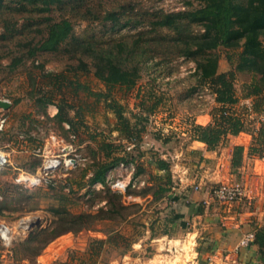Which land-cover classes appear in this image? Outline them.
Returning a JSON list of instances; mask_svg holds the SVG:
<instances>
[{"label":"rangeland","instance_id":"374dc122","mask_svg":"<svg viewBox=\"0 0 264 264\" xmlns=\"http://www.w3.org/2000/svg\"><path fill=\"white\" fill-rule=\"evenodd\" d=\"M1 2L0 100L10 108L0 109L7 119L0 149L10 164L0 167V225L9 230L7 241L0 238V264H198L195 249L230 253L221 246L234 241V232H224L218 217L223 211L244 216L242 224L239 217L233 220L236 229L242 238L252 234L253 239L247 247L239 246L242 238L234 243L238 251L248 249L255 263L264 264V86L259 97L248 98L249 86L259 77L246 70L235 73L238 103L230 108L243 120L244 129L238 139H227L216 149L226 156L225 148L241 143V166L224 183L204 185L200 176L192 175L195 184L201 183L199 192L208 195L204 211L210 226L202 230L198 220L174 221L176 175L181 168L174 159L181 164L189 161L174 152L192 139L194 126L211 124L207 116L218 106L209 84L200 82L197 64L211 55L218 58V73L242 65L241 50L221 44L190 55L205 33L190 16L204 6L203 1ZM63 22L71 30L55 50H38L50 29ZM232 53L237 55L230 65L226 55ZM107 61L137 73L133 87L115 86L110 92L129 121V138L116 131L115 115L103 100L96 102L69 84L78 81L91 91L106 92L95 71ZM54 75H63L64 80L57 81ZM162 155L169 165V185L166 176L160 178L166 173L150 165ZM53 157L61 164L43 171L45 161ZM115 159L121 160L103 173L98 184L90 182ZM66 160H71L69 165L63 163ZM190 162L196 166L190 170H205ZM138 169L143 172L135 176ZM20 175L30 176L34 184L17 182ZM115 180L126 185L123 192L111 187ZM225 183L240 185L250 199L219 203L213 190ZM187 184L184 191L195 192L194 184ZM159 189L167 190L154 194ZM257 232L262 233L259 242ZM251 263L255 264L250 260L246 264Z\"/></svg>","mask_w":264,"mask_h":264},{"label":"trees","instance_id":"16d2710c","mask_svg":"<svg viewBox=\"0 0 264 264\" xmlns=\"http://www.w3.org/2000/svg\"><path fill=\"white\" fill-rule=\"evenodd\" d=\"M0 0V8L2 6ZM21 1V0H19ZM204 6L191 13L192 22L200 23L204 28V35L195 43V50L190 53L210 52L215 50L220 44L231 49H240L238 53L242 65L224 73H218V58L207 56L202 62L197 64L199 80L207 83L215 96L218 105L210 113L211 124L207 126L196 125L192 129V139L206 145L207 149L213 151L224 145L229 136H237L244 129L243 120L230 111V108L238 103L235 95L233 82L235 73H242L245 70L258 76L257 82L249 87L251 91L247 93L248 98L259 97L261 88L264 86V0H244L242 4L233 3L231 0H201ZM167 25L162 23L161 26ZM71 26L67 22L54 25L49 32L48 38L40 45L38 50L53 51L57 45L67 36ZM237 53L227 54L226 59L232 65L233 57ZM95 75L103 82L106 92H94L78 81L69 82L75 91H82L87 97H94L96 102L103 100L106 108L109 109L117 120L116 131L129 138L131 127L129 121L124 117L123 109L111 98V89L115 86L131 88L137 80L135 71H127L107 61L102 67L97 66ZM63 75H54L55 80H64ZM57 106V116H61L63 108ZM257 105L253 104V111L256 112ZM69 128H71L69 126ZM166 140H163L165 143ZM244 148L242 146L233 147L230 161V171L237 173L241 166ZM121 159H115L113 163L102 167V171L94 175L91 183L101 180L103 173L109 170ZM150 165L160 171H168L169 165L162 159L150 162ZM138 169L135 176L142 173ZM167 189H159L154 194L165 192ZM264 230V229H263ZM262 233H256V242H259ZM100 242V241H99Z\"/></svg>","mask_w":264,"mask_h":264},{"label":"crops","instance_id":"0c3cea01","mask_svg":"<svg viewBox=\"0 0 264 264\" xmlns=\"http://www.w3.org/2000/svg\"><path fill=\"white\" fill-rule=\"evenodd\" d=\"M207 117L210 119V116H207ZM228 139H230L231 141H233V140L235 141L236 139H238V137L237 136H229ZM240 144L241 143L238 144L237 142L236 143L233 142L232 145H230L228 148H225L226 156H224L225 153H219V149L218 150L215 149L213 151H210L207 149L205 144H203L199 141L193 140L191 138L189 139V142H187V144H184V147L179 148V150H175V152H174L175 157H178V155L182 154L185 156V158H189L188 162L193 160V162H196L199 165L198 166L199 169H203V168L205 169L202 172L192 171V170H190L191 167H192V169H195L196 166H194L193 164H190L191 162L181 164L182 162L181 163L175 162V159H174V164L181 166V168L178 169L177 175H176L177 176L176 178H177L179 183H176V185H178V189L176 190L177 192L175 194H177V195H174L175 199L173 200L174 203H176L178 206V208L175 210L176 213L174 214V221L176 220L175 223H178L179 221H182V222L184 221L186 223L196 222V220H198L199 224L202 225V227H201L202 230H205L207 228V226H210V219L208 218L206 211H204V205L207 204L208 195L204 192L203 193L199 192V190H195V192H193L191 194H187V192H185L184 190L187 186H189L187 184V182H190V184L193 183L194 184L193 187L195 189L196 186H201L200 185L201 183H204V185H205L207 181H209V182L215 181L217 183H220V182L224 183V181H226V180H232L233 176H232V173L230 171V161H231V157H232V151H233L234 146H239ZM162 156H161L162 160H165L164 156L163 157ZM172 158H174V157H172ZM209 167H211V168H209ZM157 171L160 173L161 172L166 173V175H163L160 178L163 179L166 176L167 182L169 185V183H171L170 173H169L170 171L169 170L166 172L160 171V170H157ZM187 172H188V175H185V173H187ZM189 172H190V174H189ZM192 175H194L193 177H195V178L200 176L201 183L195 184L194 180L192 178ZM174 177L175 176H172V178H174ZM173 182L174 181H172V183ZM96 184H98V183H96ZM169 187L170 186H168V188ZM171 189L175 190V188H173V187ZM246 195H247V197H246L247 200L250 199L249 196H251V194L246 193ZM162 200L163 199H161V201ZM196 204L198 207L196 210H194ZM233 213L234 214L232 215V214H230V211H223L218 217H219L220 221L222 222L221 223L222 227H224L226 230L224 232H234L233 238L235 241L236 239L240 240L243 236L242 235L243 233H241L240 229L239 230L236 229L237 224L233 220H235V218L239 217V222H240V224H242V222L244 220V216L242 214H239V213H235V212H233ZM242 229L244 231L245 228L242 227ZM234 241L233 242H229V241L224 242L223 241V245H221V246L230 252L229 254H226L225 256H222L220 254V251L215 252V254L213 255L212 254L213 250L209 249V247H207L205 250L204 249H195V254L197 255L198 264H208L207 260H211L212 258H217V259L221 260L220 262L222 264H233V263L237 262L238 260L241 261L240 264H246L249 260H250V262L252 261L253 263H255V261L251 257V253H249L248 249H244V250L241 249L238 251V243L235 244ZM251 249H252V246H251ZM236 250L238 251V253ZM255 264H257V263H255Z\"/></svg>","mask_w":264,"mask_h":264},{"label":"built area","instance_id":"2783aa9c","mask_svg":"<svg viewBox=\"0 0 264 264\" xmlns=\"http://www.w3.org/2000/svg\"><path fill=\"white\" fill-rule=\"evenodd\" d=\"M6 124H7L6 117H4L3 115H0V132H3L5 130ZM74 138L75 137L71 135V139H74ZM51 140H53L54 142L56 141L54 137H51ZM63 149L64 148H62V150ZM58 157H53L45 161V164L43 166V171L48 172V171L55 170L61 164V161L58 159ZM70 161L71 160H66V161H63V163L65 165H69ZM9 164H10L9 159H8L6 152L0 149V167H6ZM120 168L127 169V167L123 166L122 164L120 165ZM16 181L17 182L21 181L22 183L26 185H32L35 182V180L33 181V179L27 175H20L19 178L16 179ZM110 185L116 190L118 189V191H122V192L125 190V187H126V185H124L123 182L120 180L111 181ZM200 189H201L200 186L195 187V190H200ZM213 197L216 201L224 205H231L232 203H237L241 201L243 198H246L244 189L240 185L226 184V183L219 185L213 190ZM8 233H9L8 228L4 225H0V238L2 240H6V241L8 240ZM252 239H253L252 234L245 235L241 239L239 246L247 247L249 243L252 241Z\"/></svg>","mask_w":264,"mask_h":264},{"label":"water","instance_id":"95a60500","mask_svg":"<svg viewBox=\"0 0 264 264\" xmlns=\"http://www.w3.org/2000/svg\"><path fill=\"white\" fill-rule=\"evenodd\" d=\"M10 108V104L6 101L0 100V109L8 110Z\"/></svg>","mask_w":264,"mask_h":264}]
</instances>
